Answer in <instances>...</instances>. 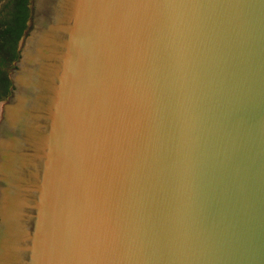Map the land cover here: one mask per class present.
<instances>
[{"label":"water","instance_id":"water-1","mask_svg":"<svg viewBox=\"0 0 264 264\" xmlns=\"http://www.w3.org/2000/svg\"><path fill=\"white\" fill-rule=\"evenodd\" d=\"M30 9L0 264H264V0Z\"/></svg>","mask_w":264,"mask_h":264},{"label":"rangeland","instance_id":"rangeland-1","mask_svg":"<svg viewBox=\"0 0 264 264\" xmlns=\"http://www.w3.org/2000/svg\"><path fill=\"white\" fill-rule=\"evenodd\" d=\"M30 0H0V104L9 94V72L30 18Z\"/></svg>","mask_w":264,"mask_h":264}]
</instances>
